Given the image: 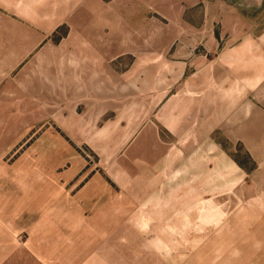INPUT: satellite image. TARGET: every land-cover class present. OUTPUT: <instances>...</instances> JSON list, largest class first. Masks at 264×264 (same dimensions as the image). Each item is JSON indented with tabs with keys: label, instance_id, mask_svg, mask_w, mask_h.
<instances>
[{
	"label": "rangeland",
	"instance_id": "obj_1",
	"mask_svg": "<svg viewBox=\"0 0 264 264\" xmlns=\"http://www.w3.org/2000/svg\"><path fill=\"white\" fill-rule=\"evenodd\" d=\"M116 1L101 118L27 130L3 158L0 203L27 200L21 243L48 240L59 264H264V156L228 140L220 114L264 0Z\"/></svg>",
	"mask_w": 264,
	"mask_h": 264
},
{
	"label": "crops",
	"instance_id": "obj_2",
	"mask_svg": "<svg viewBox=\"0 0 264 264\" xmlns=\"http://www.w3.org/2000/svg\"><path fill=\"white\" fill-rule=\"evenodd\" d=\"M116 6V0H0L2 179L8 169L3 158L27 130L33 137L38 128H45L41 135L52 138L53 125L70 132L73 122L101 118L102 100L117 83V74L109 68L116 57L111 38L117 26ZM62 28L65 35L58 36ZM242 40L239 85L225 88L220 114L227 139L239 142L256 161L264 156V31L257 37L250 31ZM75 51L78 56H71ZM16 169L12 166L10 172ZM29 170L37 173V166ZM34 178L26 193L31 204L43 187ZM2 179L1 186L6 187ZM22 201L27 200L16 193L0 203V264H59L47 255L54 251L48 240L39 245L29 237V243H21ZM61 264L77 262L67 257Z\"/></svg>",
	"mask_w": 264,
	"mask_h": 264
}]
</instances>
